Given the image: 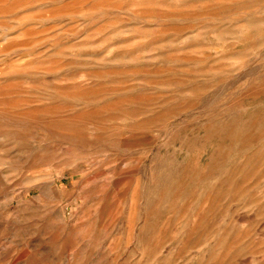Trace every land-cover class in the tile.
<instances>
[{
  "label": "rangeland",
  "instance_id": "obj_1",
  "mask_svg": "<svg viewBox=\"0 0 264 264\" xmlns=\"http://www.w3.org/2000/svg\"><path fill=\"white\" fill-rule=\"evenodd\" d=\"M0 264H264V0H0Z\"/></svg>",
  "mask_w": 264,
  "mask_h": 264
}]
</instances>
